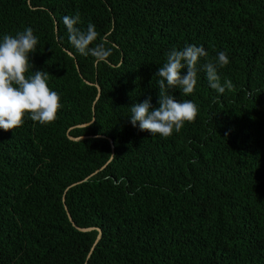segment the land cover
Segmentation results:
<instances>
[{"label":"trees","instance_id":"16d2710c","mask_svg":"<svg viewBox=\"0 0 264 264\" xmlns=\"http://www.w3.org/2000/svg\"><path fill=\"white\" fill-rule=\"evenodd\" d=\"M76 14L112 47L107 62L70 44ZM26 27L38 45L25 75L48 72L61 108L0 129V264H264V0H0V40ZM186 45L208 53L198 68L225 51L233 87L199 71L192 94L167 90L195 121L141 131L131 105L158 106L155 73Z\"/></svg>","mask_w":264,"mask_h":264},{"label":"clouds","instance_id":"9594fccd","mask_svg":"<svg viewBox=\"0 0 264 264\" xmlns=\"http://www.w3.org/2000/svg\"><path fill=\"white\" fill-rule=\"evenodd\" d=\"M80 22L79 14L64 16L68 39L73 48L81 55H91L96 62H107L113 49L99 39L95 25L89 23L86 30L76 27ZM38 37L32 27H26L15 35L5 34L0 40V129L13 130L23 124L25 114L34 122L47 125L54 122L61 108L60 95L48 86V72L36 70L34 75L26 76L29 71V54L36 51ZM208 53L203 46L186 45L183 49L173 48L167 53L166 62L158 68L155 75L160 79L158 106L154 107L151 97L131 105L130 122L139 124L141 131L153 136L159 134L168 138L173 132L179 133L185 122H194L198 107L192 100L179 101L168 89H179L185 96L192 94L197 84L199 71L206 73L209 86L223 94L233 87L230 80L220 83L218 68L229 63L225 51H219L215 60H208L197 67L201 58ZM187 68L182 75L181 69ZM191 163H196L195 160Z\"/></svg>","mask_w":264,"mask_h":264},{"label":"water","instance_id":"95a60500","mask_svg":"<svg viewBox=\"0 0 264 264\" xmlns=\"http://www.w3.org/2000/svg\"><path fill=\"white\" fill-rule=\"evenodd\" d=\"M70 52V51H69ZM70 54L72 55V53L70 52ZM100 93H101V90H100V87H99V92H98V96L97 97H99L100 96ZM95 120V117H93V119H92V121H94ZM91 121V122H92ZM91 122H88V123H86V124H84V125H87V124H90ZM71 138L72 139H76L75 137H72L71 136ZM97 172V171H96ZM96 172H94V173H96ZM94 173H92L91 175H89V176H87L84 180H87L90 176H92ZM75 184V183H74ZM63 201L65 202V196H64V198H63ZM69 217H70V219H72V217H71V215H70V213H69ZM73 220V219H72ZM82 230H88V229H91V228H81Z\"/></svg>","mask_w":264,"mask_h":264}]
</instances>
